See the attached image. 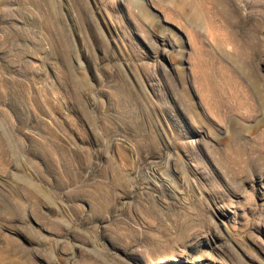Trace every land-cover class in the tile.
<instances>
[{
	"label": "rangeland",
	"instance_id": "374dc122",
	"mask_svg": "<svg viewBox=\"0 0 264 264\" xmlns=\"http://www.w3.org/2000/svg\"><path fill=\"white\" fill-rule=\"evenodd\" d=\"M0 264H264V0H0Z\"/></svg>",
	"mask_w": 264,
	"mask_h": 264
}]
</instances>
